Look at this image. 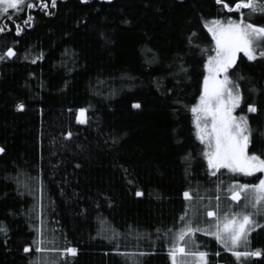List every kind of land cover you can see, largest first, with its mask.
<instances>
[{"label": "trees", "instance_id": "1", "mask_svg": "<svg viewBox=\"0 0 264 264\" xmlns=\"http://www.w3.org/2000/svg\"><path fill=\"white\" fill-rule=\"evenodd\" d=\"M47 4L0 19L6 27L0 55L15 51L0 61V224L7 228L0 232V264H33L37 257L46 264H171L169 243L157 239L156 229L182 226L185 189L199 185L201 195L215 196L203 190L217 180L226 187L232 179L256 183L261 176L223 169L210 176L190 111L213 54L201 50L215 45L204 25L239 12L216 0ZM250 22L264 26V14ZM181 65L187 72L178 71ZM229 74L243 77V108L257 106L248 115L249 151L264 156V58L239 55ZM137 102L140 108L132 106ZM80 108L87 109L85 124L76 121ZM219 195L226 211L229 198ZM255 219L261 226L248 250L262 255L244 264H264V215ZM130 226L145 238L129 236ZM113 229L118 240L111 239ZM196 242L208 264H237L213 237L196 233ZM26 246L77 251L65 259L59 251L25 252Z\"/></svg>", "mask_w": 264, "mask_h": 264}, {"label": "snow or ice", "instance_id": "2", "mask_svg": "<svg viewBox=\"0 0 264 264\" xmlns=\"http://www.w3.org/2000/svg\"><path fill=\"white\" fill-rule=\"evenodd\" d=\"M228 12H239L238 18L227 16L226 18H213L205 23V27L212 34L215 41V48L204 50L213 52L208 54L204 63L206 74L203 75L202 91L198 97V102L191 105L190 111L193 114L196 136L206 147L203 156L207 161V173L210 176L223 175L221 170H227L229 174H243L244 176H254L256 173H264V156L256 152L249 151V145L252 141V129L249 125L248 117L245 114L235 115V110L240 106L243 100V93L239 81L242 76L234 79L229 74V69L237 62L238 53H243L249 61L257 58H264V26L251 23V17L255 14H264V0H235L229 4L227 0H216ZM57 0H51V6L56 7ZM25 6L29 9L48 7L47 0H0V15L6 16L9 20L13 19L10 10H13L18 16ZM247 10L248 19H245ZM51 14V13H47ZM31 14L24 20V24L32 20ZM30 26V25H29ZM6 30L4 25H0V33ZM22 28L16 25V32L19 34ZM195 35V33H193ZM191 42V40H190ZM15 51L8 47L6 53L0 55V61L12 58ZM179 72H187V69L181 65ZM170 91V90H169ZM134 108H140L139 102L132 105ZM17 110H23V103L17 104ZM249 113L257 112V106L254 103L247 105ZM76 119L79 123H87V109L80 108ZM68 138L72 133L68 132ZM4 148L0 147V153ZM28 179H32L29 177ZM256 183H241L239 180L232 179L227 186H224L222 180L215 182L213 189L205 188V193L215 192L216 195H201L200 186L189 187L182 193L185 200V211L180 216L181 227L168 229H156L157 239H165L169 243V256L172 264H188V258H191V264H208V252L200 250L196 242V233H203L206 236L213 237L217 243L223 246L224 250L231 252L235 257L237 264H244L249 257H259L262 252L257 250H248L250 245V235L255 227L261 225L255 219L257 216L264 215V176L256 178ZM23 181L17 178V183ZM223 191L229 198L228 209L221 210L222 198L219 193ZM137 196L143 195L137 191ZM207 200L208 203H203ZM215 200L213 205L212 201ZM235 203L233 208L232 203ZM189 209L192 215H189ZM201 209L203 212L201 213ZM203 219H200V217ZM208 218H213L209 220ZM203 223L204 227L200 224ZM7 228L0 224V232H6ZM112 240H118L121 235L115 229L112 230ZM163 232V236L159 234ZM135 234L137 241L144 239L146 234L138 232L136 229H129L128 235ZM42 235V232H41ZM151 239V237H148ZM37 241H34V244ZM43 244V241H39ZM189 244L192 248H189ZM117 250L119 243L117 242ZM240 249H245L241 251ZM59 251L65 259L68 255H75L77 249L66 247L60 249H45L38 247L33 249L31 246L24 248L25 252L35 251ZM129 255V253H122ZM144 253H140L143 255ZM135 255V253H132ZM219 255V252L216 253ZM33 264H46L37 257ZM56 264V262H53Z\"/></svg>", "mask_w": 264, "mask_h": 264}, {"label": "rangeland", "instance_id": "3", "mask_svg": "<svg viewBox=\"0 0 264 264\" xmlns=\"http://www.w3.org/2000/svg\"><path fill=\"white\" fill-rule=\"evenodd\" d=\"M36 1V0H35ZM10 11H12V10H10ZM4 17V15H0V19L1 18H3ZM208 30V29H207ZM210 33V32H209ZM210 35L212 36V34L210 33ZM214 44H215V41H214ZM214 48H215V45H214ZM214 54V53H213ZM239 55H244L242 52L241 53H238V55H237V58H238V56ZM246 57V56H245ZM231 69V68H230ZM230 69H229V71H230ZM205 72H206V70H205ZM206 74V73H205ZM79 114V112L77 111V113H76V117H77V115ZM234 114L235 115H240V114H245V115H247V117H248V115H249V112L247 111V109H244L243 108V106H242V102H241V104H240V106L235 110V112H234ZM86 115H87V113H86ZM76 121H77V119H76ZM248 121H249V118H248ZM77 123H79L78 121H77ZM79 124H85V123H79ZM204 145V144H203ZM205 146V145H204ZM206 147V146H205ZM258 174H260L261 176H264V173H256L254 176H256V175H258ZM243 175V174H242ZM200 219H203V217H201ZM209 220H211L212 218H208ZM201 227H204V224L203 223H201V225H200ZM252 233V232H251ZM198 243V242H197ZM199 244V243H198ZM199 246H200V244H199ZM222 246V245H221ZM223 247V246H222ZM189 248L191 249L192 248V245L191 244H189ZM200 250H201V247H200ZM241 251H243V250H245V249H240ZM231 253V252H230ZM170 262H171V264H172V260H171V257H170ZM188 264H191V258H188Z\"/></svg>", "mask_w": 264, "mask_h": 264}]
</instances>
